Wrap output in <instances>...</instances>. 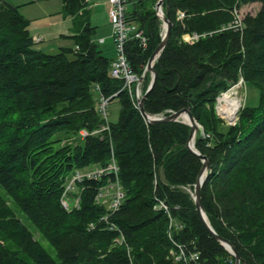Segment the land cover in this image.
<instances>
[{"label":"trees","instance_id":"16d2710c","mask_svg":"<svg viewBox=\"0 0 264 264\" xmlns=\"http://www.w3.org/2000/svg\"><path fill=\"white\" fill-rule=\"evenodd\" d=\"M89 1L63 0L62 13L82 28L74 46L51 53L37 47L20 6L0 0V264H235L196 210L194 186L204 162L187 147L191 126L147 123L123 80L111 74L115 50L106 54L96 40ZM157 1L127 0L128 21L148 36L146 48L134 37L126 44L140 74L164 34ZM249 3H259L258 11L233 26L235 9ZM163 10L172 30L154 63L158 77L145 109L163 116L191 110L203 130L195 147L210 166L202 185L209 221L236 246L241 264H264V0H165ZM194 33L198 39L185 38ZM240 78L258 87L259 103L244 105L237 122L226 125L216 98ZM150 81L148 72L145 90ZM97 85L120 101L109 130H101ZM81 129L90 134L70 142ZM112 157L117 176L82 180L75 188L79 207H64L66 179ZM117 179L124 198L112 211L96 195ZM180 243L188 244L187 254L199 253L195 263L171 253Z\"/></svg>","mask_w":264,"mask_h":264},{"label":"built area","instance_id":"2783aa9c","mask_svg":"<svg viewBox=\"0 0 264 264\" xmlns=\"http://www.w3.org/2000/svg\"><path fill=\"white\" fill-rule=\"evenodd\" d=\"M126 7L127 0H107V14L112 26L111 37L113 39L115 50V57L111 63V74L113 77L123 80L122 89H126L128 91L134 105L138 107L140 103V96L143 94L144 83L142 74L136 72L128 61L126 44L131 37H134L139 40L141 46L146 48L148 46V36L145 34L144 29H142L138 23L134 21H128ZM183 16L184 13L180 12L179 17L182 18ZM243 16L244 14H241V8L235 9L236 19L233 26H242ZM185 38L187 40H195L199 38V35L197 33H194L193 35H186ZM96 40L99 43H103L105 41L103 37L96 38ZM78 47L79 46H77L76 48L78 49ZM240 80L244 82L243 78H240ZM239 81L237 83H239ZM234 85H232V87H235ZM230 89L231 88H229L227 91H224L223 95L219 94V96L217 97V108L220 113L223 112V114H225L224 109L226 108V102L224 101L225 103L223 104L222 100H224L225 95L229 93ZM96 90L99 93L96 101V106L105 120V123L102 125L101 130H109L110 121L108 118L107 107L110 102V97H105L100 92L99 85L96 86ZM117 94L118 92H116L113 96H116ZM237 112L238 110L235 112V115L232 118L228 117V119H230V124L236 123L235 119H237ZM79 134L81 138H84V136L88 134V130L81 129L79 131ZM118 171V165L113 157L106 165H93L91 167L76 170L71 176L66 179L65 190L62 195L63 206L67 209H70L71 207H79V195L75 196L73 199H69L68 197L69 193L76 188L77 183L81 182L84 179H99L110 173H114L117 176ZM123 198L124 192L118 179L116 181H109L102 185L96 195V200L101 204H105L108 209L112 211L120 206ZM159 207L164 208L167 211L170 210L168 204H166V202L164 201L159 202ZM172 222L174 223L173 220ZM187 246V243L177 244V250L171 251V253L175 255V258L184 260L186 263H195L199 258V253L196 251H191V253L187 254Z\"/></svg>","mask_w":264,"mask_h":264},{"label":"water","instance_id":"95a60500","mask_svg":"<svg viewBox=\"0 0 264 264\" xmlns=\"http://www.w3.org/2000/svg\"><path fill=\"white\" fill-rule=\"evenodd\" d=\"M165 0H158L156 3V11L159 18L163 21L164 27V34L161 42L157 45V47L153 50L152 54L150 55L147 64L145 66L144 72L142 74V78L144 79L146 73L151 74V81L144 91V93L140 96V103L138 105L139 110L141 111L142 115L146 119L148 124H154L160 121H183L188 123L191 126L190 135L187 142V147L196 155H198L203 160V166L198 174L195 186H194V201L197 213L203 225L207 228V230L212 234V236L221 242V244L229 250L235 256V264H241V256L236 248V246L228 239L223 237L222 235L218 234L217 231L214 229L212 224L209 221V218L206 214L203 201H202V185L204 180L207 176L208 169H210L209 162L207 156L201 154L198 149L195 147V138L198 131L203 133L200 123L194 117L191 110L189 108H184L179 111H174L169 115L166 116H159L153 115L146 111L145 109V100L148 97L151 90L154 88L157 82L158 72L154 68V63L161 55L163 50L165 49L172 30V21L169 19L168 15L163 10V4ZM184 115L187 116V119L184 118Z\"/></svg>","mask_w":264,"mask_h":264},{"label":"rangeland","instance_id":"374dc122","mask_svg":"<svg viewBox=\"0 0 264 264\" xmlns=\"http://www.w3.org/2000/svg\"><path fill=\"white\" fill-rule=\"evenodd\" d=\"M10 1V0H8ZM60 1V0H59ZM58 0H53V2H47L45 3L48 7L49 10L54 11V13L58 10H60V8H58V4L56 2H59ZM107 2V1H106ZM260 5L256 4V3H249V4H245L242 6L241 8V14H246L248 12L251 13H255L258 11ZM32 12L36 15H39L41 13V8L39 5H34L32 7H30ZM63 8V7H62ZM58 9V10H57ZM85 17L83 19H87L88 17L86 16V14L84 15ZM90 20L92 22L93 25L97 26L96 29V37L98 38L99 35H106L105 37L106 42L103 44H100V46H102L106 52V54L108 55H113V47L112 46V39L110 37V31L112 32V26L107 14V7L104 4L103 0H92V5H91V12H90ZM40 24L39 23H35V25L32 27L33 31H40ZM37 42L39 41L36 40ZM59 50L55 49V50H51V52L53 53H57ZM235 87H231V89H237V94L240 98H241V106L238 109L237 112V120H238V114L240 109L244 106V105H248V106H256L259 103V97H260V92L257 86H255L252 83L249 82H243V81H239V83H237L236 85H234ZM229 90L230 94L232 95V90ZM222 91L220 93V95H223ZM219 96V95H218ZM217 96V97H218ZM223 104L225 103L224 100ZM218 99L216 98V102H215V110L217 115L225 122L226 125H234V124H230V119H228V116H226L225 114H223V112H219L218 108ZM120 101L119 98H115L112 101L109 102L108 107H107V112H108V118L110 121H115L118 119L119 117V111H120ZM201 125V124H200ZM202 129V126L200 128V130ZM79 137L81 138L80 134L73 136L72 138H69L70 142H74L75 140H79ZM0 191L5 194L4 189H2L0 187ZM76 189L72 190L69 193V199H73L76 195ZM20 216L24 218L25 222L28 224V226L32 229V230H36V227L27 219L25 218V215L23 213H20ZM36 235L39 237V239L42 241V243L44 244V246L51 252V254L58 259L57 257V253L55 251V249L51 246V244L44 239L43 237L39 236L37 233Z\"/></svg>","mask_w":264,"mask_h":264},{"label":"crops","instance_id":"0c3cea01","mask_svg":"<svg viewBox=\"0 0 264 264\" xmlns=\"http://www.w3.org/2000/svg\"><path fill=\"white\" fill-rule=\"evenodd\" d=\"M106 1L107 0H103L107 7ZM8 2L19 5L22 14L30 20V31L35 40L39 39L38 43L36 44L38 48L46 52H51V50L58 49L60 51L63 47H71L75 45L73 36L81 30L82 24L80 22H77L76 24L72 16H66L62 13L63 0L56 2L60 10L57 9L58 11L55 13L54 11L49 10L45 4L47 2H53V0H10ZM89 4L90 6L92 5V0L89 1ZM34 5H39L42 7L41 13L39 15H36L32 12L30 7ZM35 23L40 24V31L36 32L32 30V27L35 25ZM105 36L106 35L102 34L99 35L98 38L103 37L105 39L103 43H105L107 39Z\"/></svg>","mask_w":264,"mask_h":264},{"label":"bare ground","instance_id":"6f19581e","mask_svg":"<svg viewBox=\"0 0 264 264\" xmlns=\"http://www.w3.org/2000/svg\"><path fill=\"white\" fill-rule=\"evenodd\" d=\"M144 87V86H143ZM232 90V95L227 93L224 97V101L226 102V108L224 109L225 115L232 118L235 115V112L239 109L241 106V98L236 95L237 94V89H231ZM184 118L187 119V116L184 115ZM90 133L86 136H88ZM84 136V137H86Z\"/></svg>","mask_w":264,"mask_h":264}]
</instances>
